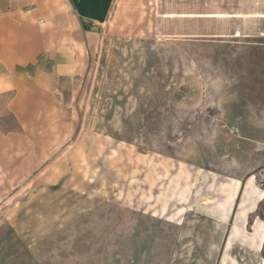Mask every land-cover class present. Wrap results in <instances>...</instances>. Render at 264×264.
<instances>
[{"label":"rangeland","instance_id":"obj_1","mask_svg":"<svg viewBox=\"0 0 264 264\" xmlns=\"http://www.w3.org/2000/svg\"><path fill=\"white\" fill-rule=\"evenodd\" d=\"M28 86L53 107L21 124L0 75V264H264V0H115Z\"/></svg>","mask_w":264,"mask_h":264},{"label":"crops","instance_id":"obj_2","mask_svg":"<svg viewBox=\"0 0 264 264\" xmlns=\"http://www.w3.org/2000/svg\"><path fill=\"white\" fill-rule=\"evenodd\" d=\"M114 2L0 0V75L11 85L2 91L13 92L2 103L5 112L1 115L27 124V120L37 118L41 108L53 107L51 103L42 105L28 85L38 83L55 92L61 78L80 74L110 23ZM262 197L264 189H256L245 212ZM253 231L251 246L258 252L264 240V220L260 217L254 219Z\"/></svg>","mask_w":264,"mask_h":264},{"label":"trees","instance_id":"obj_3","mask_svg":"<svg viewBox=\"0 0 264 264\" xmlns=\"http://www.w3.org/2000/svg\"><path fill=\"white\" fill-rule=\"evenodd\" d=\"M263 203H264V200H263ZM261 204H262V203H261ZM261 204H260V205H261ZM260 205H259V206H260ZM257 214L260 215V217L264 220V216L261 214L260 210H258ZM251 221H252V216H250V219H249V221H248V224L251 223Z\"/></svg>","mask_w":264,"mask_h":264}]
</instances>
